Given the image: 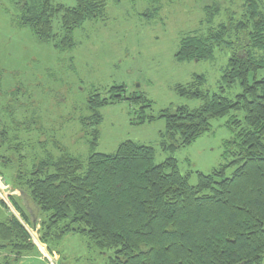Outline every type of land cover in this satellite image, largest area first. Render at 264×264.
<instances>
[{
    "label": "trees",
    "instance_id": "obj_1",
    "mask_svg": "<svg viewBox=\"0 0 264 264\" xmlns=\"http://www.w3.org/2000/svg\"><path fill=\"white\" fill-rule=\"evenodd\" d=\"M52 1L14 0L19 13L13 20L58 52L72 51L73 32L105 15L103 0H74L73 7ZM246 3L250 26L228 21L210 27L203 38H184L174 55L178 62L206 61L216 47L238 45L217 93L203 92L202 76L175 87L177 96L201 101L198 108L170 107L154 117L150 102L126 97L124 86L111 87L106 97L95 93L87 98L92 115L78 122L92 129L91 150L98 143L101 117L97 111L103 107L131 101L140 105L133 125L163 120L160 147L168 157L159 165L153 163L152 147L126 141L113 154L90 153L85 162L58 145L60 156L46 154L27 167L18 130L12 131L0 119V177L9 190L28 194L39 212L43 244L57 247L66 236L77 235L101 254L112 252L107 264H262L264 76H257L264 71V12L254 0ZM212 5L204 7L207 25L214 17ZM56 17L61 34L53 33ZM227 35H234L235 41L226 43ZM236 84L240 92L229 100L225 91ZM224 117H229L226 128L233 137L224 143L223 158L230 155L232 160L208 174L196 172V184L191 185L190 174L179 171L172 154L208 133L212 120ZM5 152L12 157L2 155ZM228 169L233 171L225 177ZM10 203L19 219L13 215L0 219V252L5 264H16L32 254L34 246L25 226L30 223L28 215L18 199L10 197Z\"/></svg>",
    "mask_w": 264,
    "mask_h": 264
},
{
    "label": "rangeland",
    "instance_id": "obj_2",
    "mask_svg": "<svg viewBox=\"0 0 264 264\" xmlns=\"http://www.w3.org/2000/svg\"><path fill=\"white\" fill-rule=\"evenodd\" d=\"M103 1L104 18L86 21L73 32L74 49L58 52L52 45L38 42L28 28L16 25L13 18L19 8L14 0H0V119L12 131L18 130L27 167L46 154L60 156L58 145L85 162L90 153L113 154L126 141L152 147L153 163L161 164L168 157L160 147L164 121L133 125L131 121L138 117L140 105L131 101L97 111L101 117L97 128L99 139L91 150L88 143L92 129L78 122L92 115L87 98L95 93L106 97L111 87L124 86L126 97H144L150 102L149 113L154 117L170 107L196 109L201 101L177 96L175 87L186 86L193 77L202 76L203 92L217 93L228 59L238 45L216 47L213 57L206 61L178 62L174 55L180 42L189 36L203 38L210 27L215 29L228 21L233 25L242 21L250 26L247 0ZM254 1L259 11L264 12V0ZM52 4L73 7L75 1L53 0ZM212 4L214 17L207 25L204 7ZM52 26L53 33H62L59 17ZM225 41H235V36L227 35ZM263 76L264 71H259L257 77ZM239 92L236 84L224 96L234 100ZM228 118L212 120L208 133L172 154L180 172L190 174L191 185L196 184V172L208 174L232 160L230 155L223 158L224 143L233 137L226 128ZM2 155L11 156V153ZM13 160L16 161L15 156ZM232 171L228 169L225 177H230ZM6 183L0 177V219L9 215L19 219L10 197L18 199L28 215L30 223L25 226L34 246L33 253L16 264H107L112 252L101 254L77 235L66 236L57 247L43 244L38 210L27 193L9 190ZM3 256L0 252V264H5Z\"/></svg>",
    "mask_w": 264,
    "mask_h": 264
},
{
    "label": "crops",
    "instance_id": "obj_3",
    "mask_svg": "<svg viewBox=\"0 0 264 264\" xmlns=\"http://www.w3.org/2000/svg\"><path fill=\"white\" fill-rule=\"evenodd\" d=\"M177 160V159H176ZM180 171V170H179ZM189 173V172H188Z\"/></svg>",
    "mask_w": 264,
    "mask_h": 264
}]
</instances>
